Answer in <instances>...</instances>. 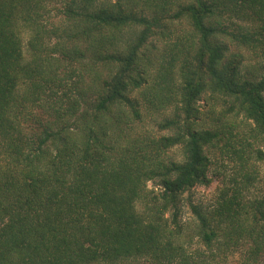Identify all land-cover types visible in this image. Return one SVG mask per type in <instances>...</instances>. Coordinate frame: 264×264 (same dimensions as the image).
Masks as SVG:
<instances>
[{"label":"trees","instance_id":"16d2710c","mask_svg":"<svg viewBox=\"0 0 264 264\" xmlns=\"http://www.w3.org/2000/svg\"><path fill=\"white\" fill-rule=\"evenodd\" d=\"M36 6L0 0V264H218L225 250L240 264H264V196H242L253 151L264 158L253 147L264 148V75L242 76L223 42L264 58V0H72L59 54L29 14ZM226 14L245 24L229 30ZM178 20L189 28L178 39L187 42L183 62L151 74L142 48L171 37ZM24 23L34 30L25 50ZM134 92L175 108L158 124L167 134L134 133ZM205 96L226 106L228 125L220 116V125L194 124ZM238 117L247 123L240 148L225 145L246 183L222 191L212 211L191 205L195 224L183 240V195L208 182L205 150L232 139ZM173 148L180 161L165 157Z\"/></svg>","mask_w":264,"mask_h":264},{"label":"rangeland","instance_id":"374dc122","mask_svg":"<svg viewBox=\"0 0 264 264\" xmlns=\"http://www.w3.org/2000/svg\"><path fill=\"white\" fill-rule=\"evenodd\" d=\"M71 1L72 0H38V6L32 8V11L29 12L32 20H35L37 24L41 25V31L45 37L44 43L48 48L55 49L57 52L56 54H59L61 46L66 48L69 45L67 44L62 29L65 27L69 16L67 14V8ZM223 20L229 27V30L232 31H235L238 26L245 24L232 14L224 15ZM169 22L171 23V20H169L168 23ZM32 24L35 26L33 22ZM187 25L188 24L183 20L174 21L172 23V30L176 33H173L169 38L161 36L152 37L143 46L142 54L152 61L151 66H149V64L147 65L151 74L154 73V69L160 71L163 65H167L168 60H173V68L179 69L184 59L183 54L186 53L184 50L187 48V42H185L184 45H180L178 39L184 40L182 36L189 33ZM248 25L250 26V24ZM33 34L34 30L30 29L27 23H24L21 28V42L24 50L26 49L27 41ZM122 42L120 44H122ZM223 42L228 46L226 60L240 62V72L242 76L246 78H257L264 75V58L259 56L258 52L238 47L228 39H224ZM182 46H184V48H182ZM27 57L26 53V58ZM73 67L79 68L76 63H74ZM61 68L67 71L68 66L65 64ZM177 69L175 72L178 74ZM84 76L88 77L87 73H84ZM72 79L75 80L73 77ZM176 79L177 82L180 81L177 75L175 77V80ZM149 83H152L151 79H149ZM67 84L70 85L71 80L67 81ZM131 96L139 101L142 114L141 122H136L134 125V133L152 137L167 134L166 132L159 131L158 124H160L164 118H171L175 112V108L173 106L162 108L160 105L157 108V106L148 105L147 101L143 99L138 92L132 93ZM216 103L213 105L212 102H209L208 96H205L201 101L195 103V108L197 110L195 118H197V121L194 124L196 126L207 128L213 125H220V123L216 122L219 116L223 122H226L225 119L222 118L226 106L222 105L221 102ZM144 104L148 107L147 109L144 108ZM155 104H157L156 101ZM181 118L183 119V116ZM231 121L232 117L228 116L226 124L228 125ZM246 124V121L242 117L236 118L234 123L235 128L232 130V139L228 136L227 140V134H224L225 139H221L205 150V155L209 160L207 171L208 182L193 187L183 195V206L178 217L179 223L184 226L183 240L186 239V237H184L185 234V236H187L188 232L192 233V227L195 224L191 205L203 211H212L222 191L230 193L231 189L235 187L241 189L246 183L245 179H242L246 172L245 168H241V162L238 160L237 155L225 145V143L229 141L233 148H240V141L243 140L242 130H245V128L242 127ZM253 147L255 150L264 152V148H262L260 144H254ZM165 157H167L168 160L180 161V150L178 148L170 149L166 152ZM248 171L252 174V177L251 180L249 179L247 189L242 190V196L244 199L258 200L264 196V158L259 159L256 151L252 153ZM146 189L159 192L160 187L157 181H149L146 183ZM142 210L143 208H141V211ZM189 243L192 249L198 247L196 238H193ZM239 257L240 256H238L236 252L231 254L230 251L225 250L215 258H218L216 260L218 264H240ZM129 263L130 262H124L121 264ZM138 264L145 263L139 262Z\"/></svg>","mask_w":264,"mask_h":264}]
</instances>
